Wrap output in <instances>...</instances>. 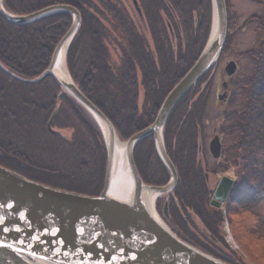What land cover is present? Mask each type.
<instances>
[{"label": "trees", "instance_id": "16d2710c", "mask_svg": "<svg viewBox=\"0 0 264 264\" xmlns=\"http://www.w3.org/2000/svg\"><path fill=\"white\" fill-rule=\"evenodd\" d=\"M138 1L142 14L132 0H4L17 13L62 2L81 10L82 22L68 51V65L82 90L115 123L122 139L153 122L168 92L201 53L212 20V0ZM71 23L68 11L27 24L11 23L0 14V61L20 76L37 77L49 65ZM228 24L232 26L230 12ZM231 36L229 32L221 59L231 48ZM257 67L249 83L235 87L239 84L247 97L242 109H230L235 95L227 100L228 109L215 108L214 89L205 78L183 97L165 124V143L179 171L173 195L189 213L199 212L206 229L222 226L225 214L210 205L212 191L194 190L191 178L204 170L197 161L202 160L208 123L214 118L240 126V142L246 151L240 159L243 172L231 190L226 211L228 205L249 204L256 212V189L264 188V51ZM7 78L17 79L0 67V81ZM140 83L145 87L142 107ZM24 84L23 93L9 97L0 83V164L58 188L98 195L107 162L99 125L52 75ZM205 151L209 154L208 145ZM135 159L147 182L169 180L170 171L156 150L153 135L137 144ZM172 209L185 225L174 201ZM216 232L210 233V239L221 244L217 256L246 264L230 256L227 249H235L225 237L221 242Z\"/></svg>", "mask_w": 264, "mask_h": 264}, {"label": "water", "instance_id": "95a60500", "mask_svg": "<svg viewBox=\"0 0 264 264\" xmlns=\"http://www.w3.org/2000/svg\"><path fill=\"white\" fill-rule=\"evenodd\" d=\"M133 3L142 14L138 0ZM61 11L72 14V23L56 44L51 61L42 73L26 78L1 61L0 67L29 83L50 74L88 110L99 125L106 145L104 186L98 195L71 191L0 164V264H232L179 236L157 209L158 198L173 192L179 182L178 168L165 144L166 121L183 97L220 59L228 35L227 1L212 0L211 28L198 58L168 92L154 121L126 141L70 71L68 51L82 22L81 10L62 2L29 13H17L0 0V14L14 24H27ZM237 69L235 60L225 67L228 76ZM227 95L224 93L219 98L225 99ZM149 135L154 136L156 150L170 171V178L164 184L146 182L136 163L137 144ZM119 142L124 144L126 164V190L122 194L111 191ZM210 150L215 157L221 156L219 134L211 139ZM233 182L229 176L222 178L213 205L220 206L226 200ZM174 200L183 214L176 196ZM164 208L168 215V200Z\"/></svg>", "mask_w": 264, "mask_h": 264}, {"label": "rangeland", "instance_id": "374dc122", "mask_svg": "<svg viewBox=\"0 0 264 264\" xmlns=\"http://www.w3.org/2000/svg\"><path fill=\"white\" fill-rule=\"evenodd\" d=\"M229 12L234 19V24L232 23V26L229 27V32L232 35L231 48L226 51L224 57L219 59L207 75L200 81L202 82L206 80L205 78H209L211 87L214 89L211 100L215 102V106H217L215 108H219L220 111H223L224 108L228 106L229 102H227V100L229 97L232 99L234 95V103L230 109H242L247 105V97L245 96L243 88L239 86V84L238 88L235 87H237V83L245 84L251 81V75L256 74L255 71L258 70L257 60L258 57H260V52L264 51V0H229ZM226 44L223 49L224 52L226 50ZM225 60H227V62H225ZM231 60L237 61L238 70L233 75L228 76L225 67ZM220 68L221 72H223L221 75H219ZM7 79L8 81L1 80L0 83L4 91L8 92L9 97L11 95H20L24 92V88L27 87V85L24 84L27 82L13 78ZM225 82L226 85H224ZM218 89L219 93H217ZM224 93L228 94L227 97L225 99H220L219 95ZM226 109H228V107ZM213 127H217L218 131H212ZM207 130L206 138L208 139L206 142V139L203 141L204 150L201 152L202 156L200 157L202 158L203 164H205V157L208 156L206 154L208 152H206L205 149L207 145L209 148L210 140L216 134L221 136L224 144L222 151H225V153L222 154L223 156L221 155L222 157L219 159V162L216 161L217 165L209 168L211 171H214L211 173V180L213 181L223 175H229L238 180L243 172L240 167V159L242 156L246 155V151L243 150L242 143L240 142L242 135L240 126H234V124L228 121L224 122L221 119L215 120L214 118L208 123ZM122 140L126 141L127 139ZM221 170H224V172L225 170L227 171L222 174L220 172ZM256 190V198L253 203V208H255L256 212L252 211V206H248L249 204H241L236 208H233L232 205H228V212L225 214L223 225L219 226V228L216 226L214 227L218 229L219 237H225V239L227 237L226 242L235 249L232 250L230 247L227 249L230 256L246 264H264V188L261 187ZM229 201L230 197L227 199L226 204ZM160 202V208L161 210L163 209L165 213V204H163V201ZM226 204H222L217 208L225 212L227 207ZM181 209L183 212L182 207ZM190 214L195 227L199 225L205 226L204 221L206 220L199 215V212H197V215L193 212ZM183 215L185 216L184 212ZM184 223L187 225L185 221ZM188 227L192 228L190 224ZM206 231L208 232L209 230L206 229Z\"/></svg>", "mask_w": 264, "mask_h": 264}, {"label": "flooded vegetation", "instance_id": "af4514ba", "mask_svg": "<svg viewBox=\"0 0 264 264\" xmlns=\"http://www.w3.org/2000/svg\"><path fill=\"white\" fill-rule=\"evenodd\" d=\"M134 7L136 8L135 10L138 11V9H137V7L135 5H134ZM231 22L234 24L233 17H231ZM227 60H225V62H227ZM222 73L223 72H221V68H220L219 69V75H221ZM139 92H140L139 93V103H140V106L142 107L143 103H144L143 99H144L145 87L141 83L139 84ZM217 93H219V89L217 90ZM212 131H218L217 127H215V128L213 127ZM213 135H214V133H213ZM221 140H222V138H221ZM223 145L224 144H223V140H222V147H223ZM224 153H225V151H222V154H224ZM206 154L208 155L207 156L208 158L205 157L206 158L205 159V164H203L202 160L201 161H197L198 163H202L203 164L202 166H203L204 170L201 169V170H199L201 172H196L195 178H191V179H192V182H193L194 190L202 189V190H206V191H212L211 197L209 199V202H210V205L213 206L212 200H213V197H214V193H215L217 187L219 186V183H220V181H221L223 176L219 177V178H216L215 180L212 181L210 176H211V173H213L214 171L213 170L211 171L209 168L215 167V165H217L216 161L219 162V159L223 155L221 154L222 156H220L219 158L214 157L212 152H211V150H210V147H209V154L208 153H206ZM227 170H225V172ZM220 172L222 174L225 173L224 170H221ZM201 174L205 175L206 179H204V181H203V178H202ZM235 183L236 182H234V184ZM233 187H234V185H233ZM166 200H168V206H169L168 208H169V211H170L168 215L165 214L163 212V209L161 210V208H160L161 207V202L160 201H163V204H164L166 202ZM172 201H174V198L172 196V192L160 196L158 201H157V205H158L159 211L161 212V214L163 215L165 220L169 223V225L172 227V229L176 233H178L182 238H184V239L188 240L189 242L197 245L198 247L204 249L207 252L213 253L215 255H218L217 253H221L222 250H221V244H219L220 242L212 241L210 239L211 238L210 237V233L215 232V231H217L216 233H218V229L212 230V229L208 228L209 231L207 232L206 228H205L206 226L199 225L198 227H195V225H194V223L192 221L191 214L189 212H187L183 208L184 206L180 203L181 207L183 208V212H184L185 216H182L181 213L180 212L179 213H180V216L182 217V220L185 221L187 225H183V223L181 224L179 219L175 216L174 211L172 209ZM189 224L191 225L192 228L188 227ZM219 240L222 242L221 237H219Z\"/></svg>", "mask_w": 264, "mask_h": 264}, {"label": "bare ground", "instance_id": "6f19581e", "mask_svg": "<svg viewBox=\"0 0 264 264\" xmlns=\"http://www.w3.org/2000/svg\"><path fill=\"white\" fill-rule=\"evenodd\" d=\"M122 143H118L117 146V162L115 166V172L113 177V183L111 186V191L116 194H122L126 190V164L124 161V148ZM123 157V162H122Z\"/></svg>", "mask_w": 264, "mask_h": 264}]
</instances>
